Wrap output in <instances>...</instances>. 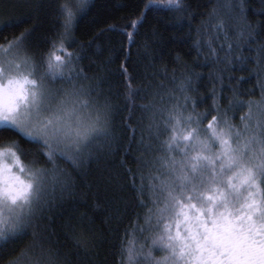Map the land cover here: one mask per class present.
Here are the masks:
<instances>
[{
	"label": "snow or ice",
	"instance_id": "1",
	"mask_svg": "<svg viewBox=\"0 0 264 264\" xmlns=\"http://www.w3.org/2000/svg\"><path fill=\"white\" fill-rule=\"evenodd\" d=\"M87 4L55 0L58 26L42 36L36 24L15 34L30 17L0 22V264H83L84 218L60 225L75 254L62 251L50 225L61 210L63 220L65 205L75 202L88 170L101 162L124 169L109 173V183L123 193V213L135 215L132 232L143 237L129 240L125 232L120 264H264V23L250 22L246 0H224L225 11L213 6L190 36L193 65L207 67V77L179 54L169 69L154 29L145 49L161 44L160 67L145 77L147 103L133 126L134 109L122 119L100 70L90 75L82 63L86 47L73 29ZM0 5V16L7 15L12 5ZM149 12L170 13L174 31H193L188 0H148L125 33L130 41ZM237 64L256 77L259 99L241 98L254 93H242L247 81L229 75ZM121 74L131 92L123 66ZM204 79L212 85L206 97L199 95ZM209 99L211 106L200 111ZM122 131L131 136L125 158L117 159ZM133 150L135 170L126 166Z\"/></svg>",
	"mask_w": 264,
	"mask_h": 264
},
{
	"label": "trees",
	"instance_id": "2",
	"mask_svg": "<svg viewBox=\"0 0 264 264\" xmlns=\"http://www.w3.org/2000/svg\"><path fill=\"white\" fill-rule=\"evenodd\" d=\"M148 0H88L86 9L76 17L73 33L74 37L86 47V56L82 61L89 74H95L100 70L107 85L111 88L116 102L120 105L122 112L121 118L129 116L131 112V123L136 126L141 120L143 112L140 105L147 103L144 98L143 88L146 83L145 77L160 67L158 54L161 52V44L158 42L152 48L145 49V44L153 43V30H158L163 38L164 50L166 53L164 63H167L169 69L174 67V58L179 54L183 60L194 67L193 60L196 53L191 50L190 36L195 35V29L205 19L207 12L217 6L221 11L224 0H188L190 11L194 14L195 19L191 22L192 32L189 33L187 26L183 31H174L172 25L175 23L174 17L165 12H149L147 19L143 22L142 27H137L135 35L130 41L125 34L132 32L129 27L131 22L140 16L144 3ZM5 4H11L8 8L7 15L0 18V22L7 16H25L30 17V23L24 24L17 29L15 34L38 25L37 34H50L54 26H58L56 12L53 7L55 0H4ZM28 5L20 7L18 5ZM248 8V17L251 23H264V16L260 15V0H246ZM2 7V5H0ZM115 26L109 30L110 26ZM14 33L5 32L3 36L11 37ZM183 40L182 44H175L173 41ZM91 46L88 47L89 43ZM75 47V46H74ZM248 53H246L247 55ZM155 64V68L153 67ZM122 66L127 69L128 74L132 77L131 92L126 87V80L121 74ZM221 67H224L221 65ZM241 65L235 66V71L229 73L237 80L244 78L246 83L239 86L242 93H254L253 95H244L242 99H259L260 91L256 77L247 70H241ZM248 69H254L255 65L249 63ZM194 71L202 73L207 77L209 69L207 67H194ZM227 85V81L225 82ZM235 83V81H233ZM212 85L204 79L199 84V95L206 97L209 94ZM140 90L139 95H135L136 90ZM230 95V93L228 94ZM212 101L209 99L206 104L200 105V111H204L211 106ZM226 104L227 101H224ZM247 109L236 113L235 120L238 123L240 116L244 115ZM231 115V113H230ZM122 142L121 157L125 158L123 149L127 147L131 136L130 132L122 131L119 133ZM135 145H133V149ZM138 155L134 150L126 156L127 167L135 170L136 164L134 157ZM119 171L123 174L124 169L113 167L108 163L101 162L99 165H93L88 170L81 186L77 189L75 202H69L65 205L67 212H57L53 216V223L50 228L55 232L54 239H58L62 245V251L68 253L71 249V240L67 238L66 230L60 227L61 223H78L81 217L88 230L87 240L89 245L85 253L84 249L80 251V260L83 264H120L119 249L125 232L129 233L128 239L142 241L143 237L137 230L132 232L134 227L135 215L129 210L123 213L124 203L119 199L122 192L114 190L109 183V173L115 174ZM126 177H121V183H126ZM129 196L131 195L130 190ZM143 225V219L139 221Z\"/></svg>",
	"mask_w": 264,
	"mask_h": 264
},
{
	"label": "rangeland",
	"instance_id": "3",
	"mask_svg": "<svg viewBox=\"0 0 264 264\" xmlns=\"http://www.w3.org/2000/svg\"><path fill=\"white\" fill-rule=\"evenodd\" d=\"M2 16H0V18H1Z\"/></svg>",
	"mask_w": 264,
	"mask_h": 264
}]
</instances>
